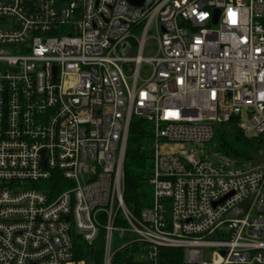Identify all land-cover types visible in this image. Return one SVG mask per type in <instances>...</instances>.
<instances>
[{
    "label": "built area",
    "instance_id": "2783aa9c",
    "mask_svg": "<svg viewBox=\"0 0 264 264\" xmlns=\"http://www.w3.org/2000/svg\"><path fill=\"white\" fill-rule=\"evenodd\" d=\"M133 117L153 131L138 214L123 201ZM232 118L264 142V0H0V264H90L78 242L102 264H162V248L264 263V151L227 167L197 147ZM114 232L134 234L130 261L114 262Z\"/></svg>",
    "mask_w": 264,
    "mask_h": 264
},
{
    "label": "trees",
    "instance_id": "16d2710c",
    "mask_svg": "<svg viewBox=\"0 0 264 264\" xmlns=\"http://www.w3.org/2000/svg\"><path fill=\"white\" fill-rule=\"evenodd\" d=\"M211 141L216 144L219 152L236 159L237 163L246 162L247 159H252L251 162L255 161L257 149L262 146L261 138L247 137L236 127L235 118L215 125ZM152 143L153 131L150 123L133 117L130 122L123 165V201L127 208L135 214L150 206L152 202V189L149 183L153 166ZM55 178L52 180L51 187L58 189V192L60 188L57 183L60 178ZM78 245L75 253L76 260L85 259L90 264H102V249L99 242L90 246L78 242ZM133 252H136L135 246H124L116 253L114 262L130 261L129 258ZM159 259L162 264H187L183 260L181 249L162 248L159 252Z\"/></svg>",
    "mask_w": 264,
    "mask_h": 264
},
{
    "label": "rangeland",
    "instance_id": "374dc122",
    "mask_svg": "<svg viewBox=\"0 0 264 264\" xmlns=\"http://www.w3.org/2000/svg\"><path fill=\"white\" fill-rule=\"evenodd\" d=\"M154 35H155V30H154V27H152L149 36H154ZM154 44L155 43L152 39L147 40L145 47H144V51H143V56L145 58L153 57L155 55ZM149 69H150L149 66L142 64L140 67V76L142 78H145L148 75ZM244 134L247 137H255L256 136L253 131H246V132H244ZM263 145H264V142L262 141V146L257 149L258 155H262V153L264 151ZM158 146H159V152L161 154H167V153H172L174 151H177L182 146V144L176 143V142L163 141V142H159ZM197 147H198V150L201 151L200 153L204 157H206L207 160H209L210 162H212L214 164L223 165V166H227V167H236V166L250 167L253 164H255L256 162L261 160V157H257L255 159V161H253V162L241 161V163H237L238 161L236 159L230 158L226 155H223L221 152H219L217 147H216V144L213 141H210L204 145H198ZM63 189L66 190L67 187L64 186ZM165 209L167 211V215H169L171 212V205L169 203H166ZM133 237H134V234H132L130 232H124L123 238L119 239L118 232H114L113 233L114 247L124 246L125 244L132 241ZM135 256H136V259L138 261H140V258H141L140 255L137 254Z\"/></svg>",
    "mask_w": 264,
    "mask_h": 264
},
{
    "label": "water",
    "instance_id": "95a60500",
    "mask_svg": "<svg viewBox=\"0 0 264 264\" xmlns=\"http://www.w3.org/2000/svg\"><path fill=\"white\" fill-rule=\"evenodd\" d=\"M130 4H133V5H138V6H141L143 1L144 0H127ZM214 14H215V17H214V22L216 21V17H217V14H218V10H215L214 11ZM255 139H258V137H254ZM252 159H247L246 162H251Z\"/></svg>",
    "mask_w": 264,
    "mask_h": 264
}]
</instances>
